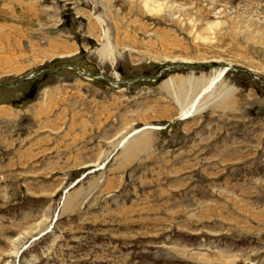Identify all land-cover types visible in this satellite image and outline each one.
<instances>
[{
    "label": "rangeland",
    "instance_id": "obj_1",
    "mask_svg": "<svg viewBox=\"0 0 264 264\" xmlns=\"http://www.w3.org/2000/svg\"><path fill=\"white\" fill-rule=\"evenodd\" d=\"M0 264H264V0H0Z\"/></svg>",
    "mask_w": 264,
    "mask_h": 264
},
{
    "label": "bare ground",
    "instance_id": "obj_2",
    "mask_svg": "<svg viewBox=\"0 0 264 264\" xmlns=\"http://www.w3.org/2000/svg\"><path fill=\"white\" fill-rule=\"evenodd\" d=\"M107 53V49L104 48V50L102 51V55H105L106 56V53ZM104 56V57H105ZM107 57V56H106ZM226 71V70H225ZM224 70L220 71L215 77L213 80L209 81L208 85L206 87H204L200 93H198V96H201L203 93H205L206 91H208L214 83H216V81H219L221 79V77L223 76ZM196 99V98H195ZM194 99V100H195ZM199 99V97H198ZM197 102V101H196ZM195 101L192 102V104L190 105V107L188 108V110H185L181 115L182 118H188L194 111V107H195V104H196Z\"/></svg>",
    "mask_w": 264,
    "mask_h": 264
}]
</instances>
